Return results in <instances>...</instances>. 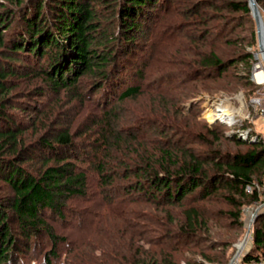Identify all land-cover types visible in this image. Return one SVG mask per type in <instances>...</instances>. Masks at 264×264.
I'll return each mask as SVG.
<instances>
[{"label":"trees","instance_id":"trees-1","mask_svg":"<svg viewBox=\"0 0 264 264\" xmlns=\"http://www.w3.org/2000/svg\"><path fill=\"white\" fill-rule=\"evenodd\" d=\"M110 2L0 0V181L11 189L0 197V264L20 263L19 257L31 250L42 254L45 264H55L64 247L85 252L94 246V226L100 233L96 244L109 239L120 248L113 264H182L178 252L192 248L191 243L202 259L188 258L184 264H227L228 252H209L217 245H201V232L212 233L209 205L221 201L229 206L223 215L244 228L243 208L260 203L259 186H264V137L252 132L253 138L244 140L230 134L226 140L238 148L225 150L221 142L227 126L204 123L197 129V105L185 109L183 103L198 95L189 86L198 79L213 81L205 85L211 91L242 88L246 97L256 95L259 87L252 75L257 60L249 46L258 41L257 23L249 0ZM257 4L264 11V0ZM226 11L235 15L226 16ZM174 16L178 24L167 32L164 27ZM238 28L245 33H237ZM150 44L159 54L151 55L153 63L146 59L138 66L139 53ZM148 67L157 68L153 81L145 88L132 85L133 78H145ZM31 76L38 84L21 92L14 78ZM61 92L71 101L66 111L102 92L95 107L100 112L90 113L78 133L59 129L27 142L23 135L31 124L25 125L15 110L39 113L45 100ZM139 97L145 99L142 109L130 111L127 103ZM171 110L185 120L176 121ZM35 157L42 165L33 172L24 163ZM121 193L158 209H179L180 217L163 222L165 233L138 229L128 236L133 222L122 212L124 228L113 230L106 213ZM75 199L88 203L84 211L67 206ZM97 204L100 209L91 211ZM66 212L79 224L88 219L86 227H75L83 240L70 226L66 229L72 231L59 234L50 224L53 214L63 220ZM256 218L241 264L264 259V211ZM139 239L164 255L146 252L136 243ZM82 256L70 264H81L75 260Z\"/></svg>","mask_w":264,"mask_h":264},{"label":"rangeland","instance_id":"rangeland-1","mask_svg":"<svg viewBox=\"0 0 264 264\" xmlns=\"http://www.w3.org/2000/svg\"><path fill=\"white\" fill-rule=\"evenodd\" d=\"M112 1L113 0H111V2ZM111 2L110 4H112ZM259 7L262 11V15L264 18V11L260 5ZM108 12H109L108 14L110 15L112 13V9H109ZM224 13L226 14V16L235 15V14H230L227 11ZM101 15H104V14H101ZM102 17L104 18V16ZM164 17L165 15L161 16L160 20L157 23L158 26L159 25L160 27L162 26L161 24L164 20L163 19ZM177 19H178V16H174L173 18H170L169 20L167 17V20H168L167 25L164 27L167 29V32L171 31L172 33L174 31V27H176V25L178 24L176 21ZM245 26H247V24ZM236 32L240 34L245 33V32L243 33L242 28H238ZM144 42L145 41H142L141 43L144 44ZM154 48L155 47L152 44L145 46V50L143 51V53H139V57H138L139 60L138 59L136 60V62L138 63V66H141V63L146 61V59H150L151 63L155 61V59H152L153 57L151 56L152 54H156V51L154 50ZM249 49L254 50L255 53H258L259 52V39L256 45L249 46ZM158 54L159 53H157L156 56ZM21 61H22L21 63L23 64L25 63L26 65H28L26 61H23V60ZM35 66H36V69L38 70V67L36 64ZM156 69L155 68L153 69V67L146 68V70L144 71V74H146L145 78L143 80H140V82L138 78H133L131 84L135 85V84L141 83L143 87L145 88L147 83L149 85V83L153 81L154 75L157 74ZM32 78H33L32 76L28 79L14 78L15 79L14 84L15 83L17 85L19 84L21 87L20 91L26 92L27 91L26 89L29 88L27 87L28 85L38 84V80L32 79ZM211 83L213 84V81H208V80L203 81V80L198 79L197 81H193L189 84L191 89L197 88L198 95H196V97L191 100H187V102H184L183 104L186 106L185 109H189L190 107L193 106V104L197 105L196 109L198 110V115L197 117H193V120L196 121V124L198 123L197 124L198 128L197 127L196 128L200 130L202 129L201 126L204 125V123H207V124L215 123V122L211 123L210 121H208L207 116H206L207 112L210 111L214 100H219V99L226 100V101L230 100L236 107H239V108L241 107L240 109H238V112L240 114H242L244 111L245 115H247V118L245 119V124H247V127H252L255 133L264 137V110L261 111L262 107L264 108V86L260 88V93H256L257 95H259L260 102L262 103L261 108H258L251 103V98L254 97L255 95L250 98L246 97L244 93L245 92L244 89L241 88L237 91L235 90V91H229V92L221 90V89L220 90L212 89L211 91L205 88V85L207 84L212 85ZM85 92L87 93V90ZM18 96L21 99H25L24 97H27L26 94H18L16 97ZM100 96H102V92L99 93L98 96L94 95L91 101L85 100L82 105L76 103L75 105L77 107L71 109L70 111H66L71 101L69 100L68 96H66V93L61 92L60 95H57V96L52 95L49 97L48 100H45L40 105V109L42 111L39 113H36L34 111L33 113L30 114V112L27 110H20V109L15 110V112L18 115H20V117L24 120L25 125L31 124V126H29V128L25 131L23 135V139H25L27 142H30L33 139L42 136L43 133H50V132L53 133L55 131H58L59 129L64 130L66 128H69L72 131L78 133L82 126V121L87 116H89L90 113L100 112V110H97V108H95L96 101ZM237 96H240V99L237 98ZM143 99H144L143 97H139L137 100H132L127 103L126 107L130 111H135L139 108L142 109L141 107L142 102H144L145 100ZM87 105H88V108H87ZM108 105L109 104H107V106ZM104 107L106 108V106ZM104 107L102 106V108ZM170 113H171V116H174L173 110H171ZM176 116L177 115L174 116L176 121L181 122L185 120V118H183L181 115L179 117H176ZM152 117L154 119V117L156 116L152 115ZM156 118L158 120L161 119L160 117H156ZM230 133L231 132L229 128L227 127V131L225 130L223 134L225 138H223L221 142L223 143V149L225 150H231V149L238 148V146L232 143L229 144L228 141L226 140V136L227 137L230 136ZM204 146L205 145L199 144V143L196 145V147H199L202 149L205 148ZM24 165L30 168L31 171L36 172V170H38V168H40V166L42 165V160H40L39 157H35L34 160L26 161ZM91 182L92 184H94L93 180ZM92 186L94 187L95 185H92ZM259 189L261 192L260 203L250 204L249 206H245L243 208L242 218L244 220V228L242 229H238L230 219H228L227 217L223 215L222 211L228 210L229 209L228 205H226L222 201L214 202V204L209 205L211 207L210 209L212 210L211 213H213L212 218H211V223H210L212 233L211 232L207 233L205 232V230L201 232L202 233L201 235L204 236V240L201 243V245L205 246L206 249L209 248L208 246H213V244L217 245L216 249H212L209 251L215 254H218V252L220 253L228 252L229 261L227 264H232L234 258L235 260L233 264H241L243 255L251 247L252 239H253V235H252L253 229H254L255 221L257 219L256 217L260 212L264 211V186H259ZM9 194H11V189L3 181H0V197L2 198L3 196H8ZM87 204L88 203L84 202L82 199H75L71 202L68 201L67 206L75 210L84 211V208L85 206H87ZM98 204L92 207L91 209L93 210L91 211H94V209L99 210L101 206H99ZM102 206L109 207V205H104V204H102ZM111 206H113V207H110L111 211L109 210V213H106L108 215L106 217V221H107L106 223L108 224L109 227L111 226L113 230L121 231L124 228L122 224L123 217H120L123 212L124 213L123 216L128 215L127 218H129V220L133 222L132 224L134 228L131 229L130 231H127L128 236H132L133 231L138 230V229H139V232H141V229H149L150 233H152L153 235H156L158 233L160 234L165 233L164 227L162 226L163 222L164 223L170 222L171 220L173 221L177 219L178 217H180L179 209H172L169 207L166 208V206L159 207L158 209L155 205H152V204H145L144 202L140 204V202L131 200L129 195L126 196V195H123L122 193L117 195L114 203L111 204ZM133 210H135V213H134L135 216L131 217L129 213H131ZM66 214L67 215L65 219L63 220L61 219L59 215L53 214L51 216L52 218L49 221L50 224L54 225V227L56 228L59 234H62V233L65 234L66 232L72 231L70 229L69 230L66 229L69 226L70 228L75 229V227L84 228L86 227L85 226L86 224L88 225L87 223L88 219L87 221H85V223L79 224L80 222L76 217H71L70 213L68 214L67 212ZM85 216H88V218H90V215L88 214H85ZM91 217H93V215ZM135 227L137 229H135ZM77 228L74 231L76 232V236L78 237L77 239H80L81 241L83 240L82 236L84 234L82 235V233L78 231ZM16 230L18 229L16 228ZM90 235L93 238L92 244H94V246H90L89 248H86L85 252L84 250L79 251V250L70 249L68 247H64L62 249H66V250H64L61 253V256H60L61 258L57 260L55 264H70V262H72V258H77L79 253H80V256L83 255L84 258L82 256V259H80L81 261L75 260V262H79L81 264H100L103 261V259L108 262L110 261L109 264H113L112 261L114 259H119V257L121 256V255H118L120 253V248L119 250H116L115 249L116 246L113 244L112 240L110 242L109 239H108L109 241L108 240L103 241L104 240L103 239L101 242L96 244L95 241L100 240V233L96 231L95 226L91 229ZM136 243L138 245L139 244L142 245L145 248V250H147L146 252L151 251L152 252L151 254H153L154 252H158L157 254L164 255V251L162 252V250H160V248L155 245L151 246L148 241L139 239L138 241L136 240ZM191 245H192V248L182 251L180 253L178 252V255H179L178 258L180 259L182 264H184L185 260H187L188 258L192 260L202 259V255H200V253L196 250L197 248H195L196 245L194 243H191ZM132 249H133L132 253H135L136 249L134 248ZM68 250H70L69 253H68ZM168 250H165V251H168ZM126 251H128L126 255L130 256L131 253L129 252V249L127 246H126ZM104 253L107 254V256H105ZM19 258L22 259L20 263L16 259L13 262H10L9 260L7 264H45L46 262L42 254L40 255L39 253H35L33 252V250H31L29 254H26L23 256L21 255Z\"/></svg>","mask_w":264,"mask_h":264},{"label":"built area","instance_id":"built-area-1","mask_svg":"<svg viewBox=\"0 0 264 264\" xmlns=\"http://www.w3.org/2000/svg\"><path fill=\"white\" fill-rule=\"evenodd\" d=\"M256 60L257 61L253 66L252 80L259 87V91L257 93H260V88L264 86V78L258 79L256 75L259 73L261 74L262 72L264 73V61L262 59V55L260 54L259 57L256 58ZM237 98L240 99V96H237ZM251 103L258 108H261L262 106V103L260 102V97L257 94L251 98ZM240 108L236 107L230 100L229 101L222 99L214 100L212 103V107L210 109V111H212L213 113L212 116L213 119L209 120L207 118V120L210 121L211 123L220 122L222 124H225L229 128L231 132L230 134H237L238 136H240V138H243L244 140L253 138L252 132H254V130L252 127H247V124H245V119L247 118V115H245L244 111L242 114H240L238 112V109ZM262 110H264L263 107L261 111ZM251 190L252 189L249 187V191ZM245 264H264V259L254 261L251 263H245Z\"/></svg>","mask_w":264,"mask_h":264},{"label":"water","instance_id":"water-1","mask_svg":"<svg viewBox=\"0 0 264 264\" xmlns=\"http://www.w3.org/2000/svg\"><path fill=\"white\" fill-rule=\"evenodd\" d=\"M249 5H251L253 17L257 23V37L259 39V52L256 53V58H258L260 54L262 55V59L264 61V22L262 21V11L259 5L257 4V0H249Z\"/></svg>","mask_w":264,"mask_h":264},{"label":"bare ground","instance_id":"bare-ground-1","mask_svg":"<svg viewBox=\"0 0 264 264\" xmlns=\"http://www.w3.org/2000/svg\"><path fill=\"white\" fill-rule=\"evenodd\" d=\"M262 21L264 22L263 15H262ZM256 76L258 77V79L264 78V73H263V72H262L261 74L259 73V74H257ZM232 112H233V110H232ZM206 116H207V118H208L209 120H212V119H213V118H212V116H213L212 111H208Z\"/></svg>","mask_w":264,"mask_h":264}]
</instances>
